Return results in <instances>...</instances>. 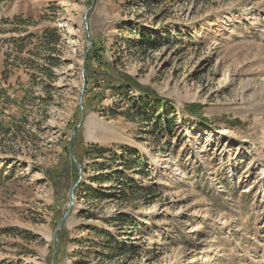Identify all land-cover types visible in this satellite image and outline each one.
Instances as JSON below:
<instances>
[{"label": "rangeland", "instance_id": "obj_1", "mask_svg": "<svg viewBox=\"0 0 264 264\" xmlns=\"http://www.w3.org/2000/svg\"><path fill=\"white\" fill-rule=\"evenodd\" d=\"M92 1L0 0V264L53 263L83 116L57 264H264V0ZM92 143L135 168L102 188Z\"/></svg>", "mask_w": 264, "mask_h": 264}, {"label": "trees", "instance_id": "obj_2", "mask_svg": "<svg viewBox=\"0 0 264 264\" xmlns=\"http://www.w3.org/2000/svg\"><path fill=\"white\" fill-rule=\"evenodd\" d=\"M52 38V37H51ZM59 40V37L56 36L53 38V41L57 42ZM146 43V44H145ZM140 45L144 44V46L151 45V40H148V42H143V40L139 42ZM124 79L116 82L111 85V88L116 90V94L119 96L123 97H128L132 99L133 101V110L134 112H131V110H127L125 113L126 117L128 119H136V117H143L144 115H147L146 109L151 108L152 104V96L151 95H156L155 92L149 91L148 89L144 88L141 86L131 75L128 74H123ZM135 88L138 90V96L132 98L129 94V89ZM141 107V109H140ZM194 107V106H193ZM194 109V108H193ZM189 112H192L191 110L187 109ZM134 113V114H133ZM162 123V119L157 118L156 122ZM169 122V121H168ZM170 123V122H169ZM156 125V124H155ZM170 126H167V128L164 129V131H170ZM122 151H124V156L117 150H115L113 147H108L104 146L98 143H92L90 145H87L84 148V155L88 157L89 159H93V165L96 170V174L90 177L91 181L98 184L103 188L105 184H110L111 187H113V181L114 179L109 178V175H115L117 178L115 181H123L125 178V175L122 174L123 172H119L118 170H115V167L117 166L118 163H121L125 165L126 168L128 169H134V160L130 158L131 156L129 153L124 149L121 148ZM76 155L78 156L77 152ZM78 160H80L78 158ZM102 161V162H100ZM138 166V165H136ZM71 169L74 171H77L76 168L72 165L71 163ZM85 172H87V168L85 167ZM120 183V182H119ZM115 187V186H114ZM101 188V189H102ZM144 189H147V187L137 185L133 179L128 178L127 179V184H125V187L120 190L121 195L126 197L132 195L135 199H138L139 195H142V191ZM89 192L92 193L93 196L96 198H100L105 196V193L102 192L100 189H93L90 188L88 189ZM92 199V198H91ZM119 216H123V213L120 212ZM111 221V220H109ZM107 236L108 239V244L107 247L110 250H113V248L118 245L121 247L120 249H123L125 247L121 246L118 241L113 238V236L110 234L109 231L103 230ZM63 235L61 236V244L63 245ZM123 247V248H122Z\"/></svg>", "mask_w": 264, "mask_h": 264}, {"label": "water", "instance_id": "obj_3", "mask_svg": "<svg viewBox=\"0 0 264 264\" xmlns=\"http://www.w3.org/2000/svg\"><path fill=\"white\" fill-rule=\"evenodd\" d=\"M94 2H95V0L92 1V5L88 9V11H90L93 8ZM85 18H86V16H85ZM90 44H91V41H90ZM90 44H89V47L87 49V52L90 48ZM84 121H85V116H83L82 120L78 124H76V126L73 128L71 139H70V142L68 145V152H69L72 164L78 170V172L80 173V176H79L77 182L75 183V185L71 189L69 206H68L67 210L65 211L64 216L60 220V222H59V224L55 230V233H54L55 250H54V259H53L52 264H57L58 252L60 249V231L63 229V226L65 225V222H66L68 216L70 215V213L74 209V206H75V190H76V187L81 183L82 176L84 174V168L77 161L75 153H74V142H75V139L77 137V134H78L80 127L84 124Z\"/></svg>", "mask_w": 264, "mask_h": 264}]
</instances>
